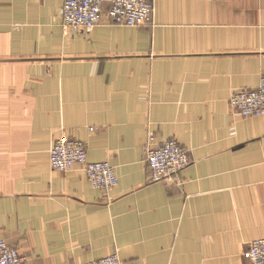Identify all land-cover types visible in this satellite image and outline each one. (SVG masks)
I'll return each mask as SVG.
<instances>
[{
	"label": "crops",
	"instance_id": "1",
	"mask_svg": "<svg viewBox=\"0 0 264 264\" xmlns=\"http://www.w3.org/2000/svg\"><path fill=\"white\" fill-rule=\"evenodd\" d=\"M63 4L0 0V240L27 264H250L264 116L234 114L230 97L264 80V0H156L153 25L105 18L71 38ZM63 135L118 186L52 171ZM168 140L190 165L153 183L146 153Z\"/></svg>",
	"mask_w": 264,
	"mask_h": 264
},
{
	"label": "built area",
	"instance_id": "2",
	"mask_svg": "<svg viewBox=\"0 0 264 264\" xmlns=\"http://www.w3.org/2000/svg\"><path fill=\"white\" fill-rule=\"evenodd\" d=\"M104 14L116 26L142 27L152 23L155 5L153 0H64L62 28L90 33ZM231 106L244 118L264 116V80L257 88L237 91L231 98ZM78 154L73 157V163L85 162L87 156L80 146ZM146 162L151 180L159 183L186 169L190 158L176 141H168L150 150ZM57 167L64 168L60 164ZM87 172L96 187L111 191L118 186L119 179L109 166L91 165ZM247 256L250 264H264V239L251 242ZM0 264H27V259L20 255L19 250L1 240ZM86 264H121V260L113 255Z\"/></svg>",
	"mask_w": 264,
	"mask_h": 264
},
{
	"label": "rangeland",
	"instance_id": "3",
	"mask_svg": "<svg viewBox=\"0 0 264 264\" xmlns=\"http://www.w3.org/2000/svg\"><path fill=\"white\" fill-rule=\"evenodd\" d=\"M154 2V5H155V12H156V0H153ZM64 6V4H63ZM61 28H62V23H63V8H62V16H61ZM105 18H109L107 16V14H104L103 18L101 19V21L96 24L95 28H97L98 26L102 25L103 22H104V19ZM113 23V22H112ZM155 23V16L153 17V21L151 24H148V25H145V26H149V25H153ZM114 24V23H113ZM67 27H70V25H67ZM94 28V29H95ZM93 29V30H94ZM92 30V31H93ZM62 33H63V36L65 38H71V37H74L76 35H80V34H89V33H86L85 30H82L81 32H74L73 30H68V31H65L64 28H62ZM91 33V32H90ZM243 89H246V88H243ZM254 89V88H253ZM239 90H242V89H239ZM239 90H236L230 97V108L232 110V112L238 116H240L231 106V98L232 96ZM242 117V116H240ZM244 118V117H242ZM251 118V117H250ZM89 131L93 132L94 131V128H89ZM168 141H176V140H168ZM168 141H165L163 142L162 144L168 142ZM177 142V141H176ZM178 143V142H177ZM162 144L160 145H157L156 147H153V148H148L149 150L147 151L146 153V161H147V155L149 153L150 150L152 149H156L158 148L159 146H161ZM179 144V143H178ZM180 145V144H179ZM79 146L81 147V149L86 153V156H87V159L85 162H80V161H77L75 163H73L74 159L73 157L74 156H78V148ZM181 146V145H180ZM182 147V146H181ZM183 148V147H182ZM184 149V148H183ZM187 151V150H186ZM188 152V151H187ZM189 154V153H188ZM49 163H50V167L52 169V171H55V172H62V173H69L71 172L76 166H79L82 168L83 172L85 173L86 175V178L88 179V181L92 184V186L94 188H98L104 192H109V191H106V190H103L99 187H96L94 185V183L92 182V179H90L89 175H88V172H87V168L91 165H103V166H109L111 167L114 171H115V174H116V170H115V167H113L110 163L108 162H89L88 160V150H87V144L82 141V140H79V139H76V138H73V137H70V136H67V135H63L61 136L60 138H58L57 140H55L49 150ZM61 165L63 166L64 168L61 169V168H58L57 166L58 165ZM190 165V162L188 164V166ZM187 166V167H188ZM186 167V168H187ZM185 170V169H184ZM183 170V171H184ZM182 172V171H181ZM180 173V172H179ZM179 173L171 176L170 178L168 179H171L175 176H177ZM117 175V174H116ZM148 175H149V170H148ZM118 177V176H117ZM150 177V175H149ZM119 179V177H118ZM166 179V180H168ZM151 180V178H150ZM166 180H163V181H166ZM162 181V182H163ZM151 182H153L151 180ZM154 183V182H153ZM119 184V183H118ZM1 241V240H0ZM20 253V252H19ZM20 255L22 256V254L20 253ZM25 258V257H24Z\"/></svg>",
	"mask_w": 264,
	"mask_h": 264
}]
</instances>
